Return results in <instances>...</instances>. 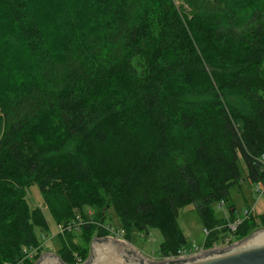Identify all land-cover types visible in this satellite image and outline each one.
<instances>
[{
	"label": "trees",
	"instance_id": "trees-1",
	"mask_svg": "<svg viewBox=\"0 0 264 264\" xmlns=\"http://www.w3.org/2000/svg\"><path fill=\"white\" fill-rule=\"evenodd\" d=\"M220 1L190 15L150 0L129 24L127 0H0V264L41 256L25 252L48 229L28 204L35 185L58 223L76 210L86 220L83 244L79 231L60 234L70 264L107 234L110 207L130 241L160 229L161 254L188 244L186 205L209 228L235 220L233 204L223 219L214 205L241 182L240 164L250 182L264 179V0ZM77 44L85 62L51 80ZM259 216L238 239L264 226Z\"/></svg>",
	"mask_w": 264,
	"mask_h": 264
},
{
	"label": "rangeland",
	"instance_id": "rangeland-1",
	"mask_svg": "<svg viewBox=\"0 0 264 264\" xmlns=\"http://www.w3.org/2000/svg\"><path fill=\"white\" fill-rule=\"evenodd\" d=\"M176 3L181 6L187 13L192 15L196 11H208L209 9H215L217 8L215 5L219 8L223 7V4L220 0H175ZM150 0H127V18L128 22L133 23L135 20L141 15L142 8L149 4ZM93 42V49L94 47L97 48V50L101 48L102 46V40L99 38H93L91 40ZM103 48V47H102ZM98 50V51H99ZM70 55H66L64 58H60L58 63L53 66V68L50 69V76L51 80H58L60 77H62L64 71L67 69V66L70 63H74L77 61H80L81 63L85 62V51L83 48L78 47V44L70 50ZM53 77V79H52ZM2 115V114H1ZM3 116V115H2ZM2 127L0 125V130L2 131ZM243 178L240 183L232 186L229 190V196L227 198L226 202H218L214 205L215 208V217L217 219H223L228 218L231 216L229 206L234 205L235 206V216L236 217H242L244 216V213L246 209H254V216H252V221L256 224H260V216L264 213V197H259V195L255 192L254 186L252 182L249 181V179L246 177V174L243 170V163L240 164ZM41 189L35 185L32 186L28 190L27 194V200L28 204L31 208L34 207H41L46 215L47 223H48V229H42L40 227H37V234L38 238L41 243H43V252H53L58 253V251L62 248L63 241L62 237L60 236V227L59 223L54 219L49 209L46 207L44 198L42 196ZM89 209L92 210V213H89ZM88 215L93 217L94 215V208L86 207ZM77 214H82L80 210H76ZM107 220L106 223L110 222L112 223L116 228L123 229L120 227L119 220L116 216V212L113 207H110L107 210ZM98 225L100 222L97 220ZM178 223L181 229L183 230L184 234L186 235L187 241L189 244L193 243H201L204 240V227L205 224L203 223L202 219L200 218V215L195 208L193 204L186 205L179 209L178 212ZM124 230V229H123ZM44 235L46 237L44 238ZM94 237V236H93ZM92 237V238H93ZM164 235L160 231V229L156 227H152L149 230V235H141L138 233H135L133 235V238L131 241L128 239L129 242H131L133 245L141 249L144 253L148 255H160L159 249L161 243L164 241ZM76 241L83 244L85 242L84 236L81 231H79V234H77Z\"/></svg>",
	"mask_w": 264,
	"mask_h": 264
},
{
	"label": "water",
	"instance_id": "water-1",
	"mask_svg": "<svg viewBox=\"0 0 264 264\" xmlns=\"http://www.w3.org/2000/svg\"><path fill=\"white\" fill-rule=\"evenodd\" d=\"M34 264H70L59 253L42 252ZM82 264H264V226L226 247L208 249L194 256L153 259L131 242L95 234Z\"/></svg>",
	"mask_w": 264,
	"mask_h": 264
},
{
	"label": "built area",
	"instance_id": "built-area-1",
	"mask_svg": "<svg viewBox=\"0 0 264 264\" xmlns=\"http://www.w3.org/2000/svg\"><path fill=\"white\" fill-rule=\"evenodd\" d=\"M252 184L254 186L255 192L259 195V197H264V179L259 180V182L258 181L252 182ZM89 213H92L91 209H89ZM253 215H254V209H246L244 216L236 217L235 220L225 222L223 224H220V226L217 225L214 228H209L205 226L204 227L205 237L201 243H193L192 245L188 243L187 245H184L178 248L176 251H171L167 254H160V255L154 254L152 256L146 253L145 254L153 259H158V260L176 259V258L194 256L208 249H215V248H219L220 246L226 247L228 245H231L235 241L239 240L237 238V235H238L237 232H238L239 227L242 225L244 220H246V218L249 219ZM85 222H86L85 218L81 214H78L76 218L70 222L59 223L60 234H65L67 232L80 231L81 225L84 224ZM102 226L107 231V234L101 237H106V236L111 237L112 236L119 240L128 241L126 237V233L124 232L123 229H118L115 226L110 225V224H104ZM215 231L217 232V237L211 238L213 232ZM140 234L145 235L144 233H140ZM45 237L46 235H44V238ZM211 239H212L211 243L208 244L207 242ZM43 245L44 244L42 243L39 246L26 249L25 250L26 257L30 259H34L37 253H39L40 251L41 253L43 252L42 250ZM86 259H83V257L79 253H75V262L71 264H82L83 262H85Z\"/></svg>",
	"mask_w": 264,
	"mask_h": 264
},
{
	"label": "crops",
	"instance_id": "crops-1",
	"mask_svg": "<svg viewBox=\"0 0 264 264\" xmlns=\"http://www.w3.org/2000/svg\"><path fill=\"white\" fill-rule=\"evenodd\" d=\"M135 246V245H134ZM136 247V246H135ZM138 248V247H137Z\"/></svg>",
	"mask_w": 264,
	"mask_h": 264
}]
</instances>
